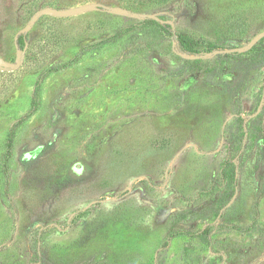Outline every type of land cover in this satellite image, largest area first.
<instances>
[{"label": "rangeland", "instance_id": "374dc122", "mask_svg": "<svg viewBox=\"0 0 264 264\" xmlns=\"http://www.w3.org/2000/svg\"><path fill=\"white\" fill-rule=\"evenodd\" d=\"M0 264H264V0H0Z\"/></svg>", "mask_w": 264, "mask_h": 264}, {"label": "trees", "instance_id": "16d2710c", "mask_svg": "<svg viewBox=\"0 0 264 264\" xmlns=\"http://www.w3.org/2000/svg\"><path fill=\"white\" fill-rule=\"evenodd\" d=\"M151 23L155 24L157 27L161 28L162 30L168 31V28L162 25H158L152 21H150ZM176 41L179 43V46L187 49L188 51H192L194 49V43L193 41H190L189 39H187L184 35L182 34H178L176 35ZM11 142V139L9 140V143ZM254 224V223H253ZM237 230H250V227L246 228V229H237Z\"/></svg>", "mask_w": 264, "mask_h": 264}]
</instances>
